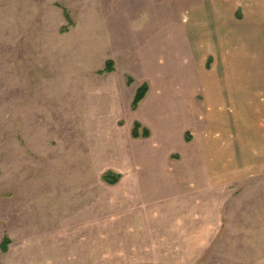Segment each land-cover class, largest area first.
Returning a JSON list of instances; mask_svg holds the SVG:
<instances>
[{"label": "rangeland", "instance_id": "1", "mask_svg": "<svg viewBox=\"0 0 264 264\" xmlns=\"http://www.w3.org/2000/svg\"><path fill=\"white\" fill-rule=\"evenodd\" d=\"M261 65L264 0H0V264H264Z\"/></svg>", "mask_w": 264, "mask_h": 264}, {"label": "crops", "instance_id": "2", "mask_svg": "<svg viewBox=\"0 0 264 264\" xmlns=\"http://www.w3.org/2000/svg\"><path fill=\"white\" fill-rule=\"evenodd\" d=\"M236 59L235 58H233V61H235ZM235 70H232V69H229V71H228V76H231L230 74H234L235 72H237V71H235ZM231 72H233V73H231ZM237 75H239V73L237 72L236 73ZM232 77V76H231ZM237 77V76H236ZM202 84L203 85H205L206 86V84H208V80L209 79H203L202 78ZM248 84H249V91H247V92H244V93H246L245 94V97H246V99L248 100V102H247V105L245 106V109L246 110H251V113L249 114L250 115V118L251 117H254L255 115H257V113H258V111H263L264 110V98L263 97H261L263 94H264V65H261V67L260 68H256L255 70H253V73L250 75V80L247 82ZM230 85V84H229ZM204 86V87H205ZM229 87H232L231 89L229 88ZM229 87H226L225 85H224V87H222L220 90H228V93L231 91V93H233L234 95H237L238 93H236V85L234 84V85H230ZM238 88V87H237ZM224 93H226V92H224ZM223 93V94H224ZM195 92L193 93V97H192V99H191V108H192V111L194 110V107H195V101H194V99H195ZM227 94V93H226ZM238 95H240V94H238ZM218 99H220V98H218ZM213 100L212 102H216L217 104L215 105H210V106H212L211 107V109L212 110H214V107H218V109L220 110H222L223 111V109H225V110H227V108H232L233 109V107H235L236 105H237V102H235V104L236 105H228V103H230V104H233V103H231V102H227V100L225 101V97H224V99L223 100ZM220 101H224V102H220ZM239 105H240V109L242 110V109H244V107H242V105L239 103ZM252 111H253V113H252ZM194 112V111H193ZM195 114V113H194ZM214 114L217 116V115H220V113L219 112H214ZM213 114V115H214ZM210 116H211V114H210ZM221 116H222V118H224L225 120L226 119H229L230 120V118L228 117V116H224L223 114H221ZM240 114H239V117L237 118V120L239 119L240 120ZM198 119V118H197ZM207 120H210V119H207ZM206 122V121H205ZM201 124V123H200ZM200 124H198V122H197V126L199 127V125ZM206 125H207V127H213L214 125H210V124H208V123H206ZM261 124H259V125H255L256 127H255V129H254V134L256 135V138L257 137H260V135L262 134V133H264V130H263V128L261 129V127H259ZM225 126H226V124H225ZM236 126H239L240 128L242 127L241 126V124L239 125H236ZM230 124H229V126H226V128L229 130V131H231L230 130ZM200 128V127H199ZM198 128V129H199ZM239 128V130H237V128H236V131H238L239 133H240V131H241V129ZM232 129V128H231ZM234 129H235V127H234ZM232 132V131H231ZM230 132V133H231ZM234 132H235V130H234ZM205 137V136H204ZM226 140V138H224V141ZM261 141H262V139H260ZM194 156H197V153L195 152L194 153ZM199 156V155H198ZM199 158H201V157H199ZM254 168V167H253ZM206 169V168H205ZM257 168L255 167L254 168V170H255V172L254 173H257V172H261L264 168H263V166L260 168V169H257ZM203 170V169H202ZM208 174H209V172H207ZM241 174V169H238V171L237 170H235L234 172H233V175H240Z\"/></svg>", "mask_w": 264, "mask_h": 264}, {"label": "trees", "instance_id": "3", "mask_svg": "<svg viewBox=\"0 0 264 264\" xmlns=\"http://www.w3.org/2000/svg\"><path fill=\"white\" fill-rule=\"evenodd\" d=\"M66 16L69 20V22L71 23V19L69 17V14L66 13ZM108 68L107 70L108 71H111L112 70V61H110L108 63ZM148 92V85L147 84H144L142 87L139 88L137 94L135 95L134 97V101H133V107L136 109L139 105V103L145 98L146 94ZM142 125L139 123V122H136L135 123V128H134V131H133V136L134 137H139V136H143L144 138H147L150 136V131L147 129V128H143L142 130V134H139L138 133V129L141 128ZM116 179H113V180H110V182H115ZM8 243H10L9 239H6L5 242L3 243V249L6 250L7 249V246H8Z\"/></svg>", "mask_w": 264, "mask_h": 264}]
</instances>
